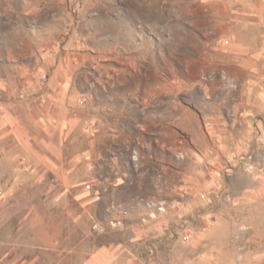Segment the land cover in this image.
<instances>
[{"label":"rangeland","instance_id":"1","mask_svg":"<svg viewBox=\"0 0 264 264\" xmlns=\"http://www.w3.org/2000/svg\"><path fill=\"white\" fill-rule=\"evenodd\" d=\"M244 6L0 0V98L24 100L32 111L43 97L25 80L70 86L73 118L61 117L68 119L62 137L31 132L32 154L62 156L63 177L47 167L44 179L46 264H80L106 244L118 253L111 264H264L257 115L255 143L227 157L207 130L228 124L239 113L235 103L251 105L247 87L228 79L218 49ZM53 69L58 82L49 81Z\"/></svg>","mask_w":264,"mask_h":264},{"label":"crops","instance_id":"2","mask_svg":"<svg viewBox=\"0 0 264 264\" xmlns=\"http://www.w3.org/2000/svg\"><path fill=\"white\" fill-rule=\"evenodd\" d=\"M242 3L245 4L244 9L236 12L239 19L232 21L225 30L227 40L222 41L218 49L225 56L228 79L238 88L247 87L246 97L251 105L247 102L248 105L241 108L239 102L235 103L233 108H238V114L242 116L238 117L235 112L228 124L211 127L214 134L207 129L211 138H216L218 155L222 158L255 143L251 128L255 115L259 137L264 139V0H242ZM59 79L62 75H57V69H53L49 81L58 82ZM34 81L25 80L28 88L42 94L43 102L32 111L24 100L13 102L0 98V243L7 246L6 250H0V264H46L48 219L44 179L47 167H51L49 170L55 173L56 178L63 177L58 167L62 161L59 153L32 154L30 145L31 132L36 128L54 130L62 137L61 132L68 119L62 122L61 117L65 114L66 118L72 116V113L67 116L69 109L65 103L70 86H63L60 82L54 89ZM21 88L25 90L26 87L21 85ZM59 94L61 97L58 98ZM49 98L52 100L47 101ZM61 98L66 105L64 108L61 107ZM51 120L58 121L57 125L53 126ZM38 138H41L40 133ZM51 223L55 227L61 226L57 219H51ZM32 226L38 227L33 229L37 235L33 254L30 244ZM117 254L113 245H101L80 264H111Z\"/></svg>","mask_w":264,"mask_h":264},{"label":"built area","instance_id":"3","mask_svg":"<svg viewBox=\"0 0 264 264\" xmlns=\"http://www.w3.org/2000/svg\"><path fill=\"white\" fill-rule=\"evenodd\" d=\"M240 160H243V158H241ZM246 165L249 167L250 166V164L249 163H246Z\"/></svg>","mask_w":264,"mask_h":264}]
</instances>
